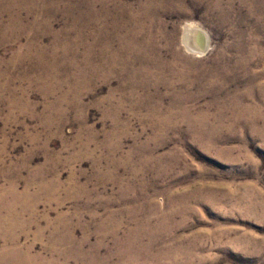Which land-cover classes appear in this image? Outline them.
Here are the masks:
<instances>
[{
    "label": "rangeland",
    "instance_id": "374dc122",
    "mask_svg": "<svg viewBox=\"0 0 264 264\" xmlns=\"http://www.w3.org/2000/svg\"><path fill=\"white\" fill-rule=\"evenodd\" d=\"M0 264H264V0H0Z\"/></svg>",
    "mask_w": 264,
    "mask_h": 264
},
{
    "label": "bare ground",
    "instance_id": "6f19581e",
    "mask_svg": "<svg viewBox=\"0 0 264 264\" xmlns=\"http://www.w3.org/2000/svg\"><path fill=\"white\" fill-rule=\"evenodd\" d=\"M184 41L189 50L204 54L209 49V36L202 28L194 24L185 26Z\"/></svg>",
    "mask_w": 264,
    "mask_h": 264
}]
</instances>
